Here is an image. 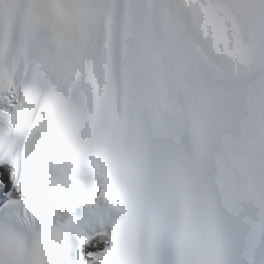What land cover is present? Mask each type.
<instances>
[{
    "label": "snow or ice",
    "instance_id": "6c2138e0",
    "mask_svg": "<svg viewBox=\"0 0 264 264\" xmlns=\"http://www.w3.org/2000/svg\"><path fill=\"white\" fill-rule=\"evenodd\" d=\"M0 264H264V0H0Z\"/></svg>",
    "mask_w": 264,
    "mask_h": 264
}]
</instances>
